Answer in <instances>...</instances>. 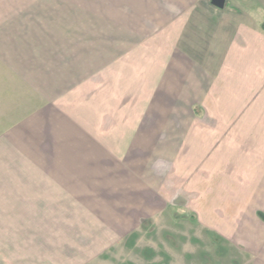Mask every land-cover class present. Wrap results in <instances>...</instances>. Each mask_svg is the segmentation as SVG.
<instances>
[{"label": "rangeland", "instance_id": "1", "mask_svg": "<svg viewBox=\"0 0 264 264\" xmlns=\"http://www.w3.org/2000/svg\"><path fill=\"white\" fill-rule=\"evenodd\" d=\"M190 9L163 55L174 108L160 90L165 107L123 109L105 177L64 189L62 202L0 205V264H258L231 244L230 217L236 235L248 197L262 194L264 0ZM154 112L169 117L155 124Z\"/></svg>", "mask_w": 264, "mask_h": 264}, {"label": "crops", "instance_id": "2", "mask_svg": "<svg viewBox=\"0 0 264 264\" xmlns=\"http://www.w3.org/2000/svg\"><path fill=\"white\" fill-rule=\"evenodd\" d=\"M190 6L0 0V205L62 202L64 189L105 177L112 136L125 128L123 109L165 107L168 97L174 108L175 76L163 55L174 48ZM160 90L167 96L161 105ZM199 112L194 120L205 130L211 116L206 107ZM151 115L155 124L169 117ZM261 192L248 197L247 221L236 235L239 216L230 217L231 244L251 255L248 263L264 264V221L257 217L258 210L264 215V175Z\"/></svg>", "mask_w": 264, "mask_h": 264}, {"label": "water", "instance_id": "3", "mask_svg": "<svg viewBox=\"0 0 264 264\" xmlns=\"http://www.w3.org/2000/svg\"><path fill=\"white\" fill-rule=\"evenodd\" d=\"M210 4L218 9H222L225 6L226 0H209Z\"/></svg>", "mask_w": 264, "mask_h": 264}, {"label": "trees", "instance_id": "4", "mask_svg": "<svg viewBox=\"0 0 264 264\" xmlns=\"http://www.w3.org/2000/svg\"><path fill=\"white\" fill-rule=\"evenodd\" d=\"M259 28L264 32V20L260 23Z\"/></svg>", "mask_w": 264, "mask_h": 264}]
</instances>
